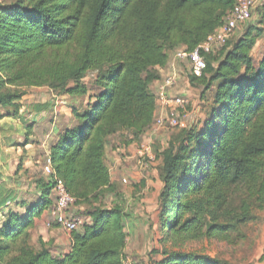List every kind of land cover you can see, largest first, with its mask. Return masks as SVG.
<instances>
[{"label":"trees","instance_id":"trees-1","mask_svg":"<svg viewBox=\"0 0 264 264\" xmlns=\"http://www.w3.org/2000/svg\"><path fill=\"white\" fill-rule=\"evenodd\" d=\"M235 2L0 3V123L23 120L28 89L88 99L85 108L73 107V126L51 147L54 173L35 179L34 202L18 201L0 171V264H122L128 214L106 163L111 139L141 142L156 120L152 87L163 80L160 69L181 48L192 52L207 41ZM260 10L257 24L248 25L252 17L240 36L203 54L201 77L190 73L192 87L202 95L212 91V105L203 123L173 133L161 155V233L152 254L162 259L152 264H227L190 247L231 243L264 211V56H253L264 33ZM89 73L96 74L94 92L84 83ZM25 121L5 135L9 148L29 145L34 125ZM23 130L24 143L10 141ZM56 179L89 219L62 256L54 255L51 241L33 240L36 221L53 206Z\"/></svg>","mask_w":264,"mask_h":264},{"label":"rangeland","instance_id":"rangeland-1","mask_svg":"<svg viewBox=\"0 0 264 264\" xmlns=\"http://www.w3.org/2000/svg\"><path fill=\"white\" fill-rule=\"evenodd\" d=\"M3 1L4 0H0V3ZM260 6H264V0H258L253 19L248 23V25L258 23V14L261 11ZM261 28H263L264 31V25ZM235 31H237V29ZM234 37H237V34ZM261 49L264 51V33L260 39V45L259 48H257L255 59L259 60L264 56ZM177 66H179V73L177 74L178 84L173 92L175 95L185 97L189 101L186 112L182 115L181 127L203 123L208 117V113L212 105L213 93L210 91L205 95H202V88H194L191 86L189 81L190 66L188 63H180ZM167 74L169 73L167 72ZM167 74H165L164 77L167 76ZM95 77V73H89L84 80V83L92 92H94L93 83ZM42 93L45 95L46 101H51L53 99L51 92L48 90L39 91L35 88L28 89L27 94L31 96V98L25 101V107L33 105V103L35 104L38 96ZM48 117L50 116H46V118ZM8 125H10V122L7 121L0 125V171L4 174L5 186L10 190H14V192L16 191V194L20 195L21 199L23 197L34 202L36 200L35 194L33 193L34 181L37 179V176L44 174V164L43 162L36 164L35 161H30L31 157L28 152L31 148L26 147L23 149L20 147H8L9 140L5 138V135L8 134L7 136H10L9 132L12 131V129H9ZM161 130L165 131V135H162L160 140H154L152 143V156L155 160L158 158L157 154H159V151H161L163 147H167L172 134L178 129L173 130L166 128ZM114 140H118V138ZM10 141H15L20 144L24 143L22 135L18 134L12 135ZM135 165L137 166V163ZM157 167L158 166H153L149 170L148 168L145 169V166L141 168L140 165L138 169H135L134 171L135 173H139V175H116L117 183L119 185L118 188L123 195L124 200L126 198V201L128 202L130 201V197L141 194V198L152 199V203L156 204L158 200L157 184L159 183V175L158 173L153 174L152 171L156 170ZM144 170L149 171L152 176H148L149 172L145 173ZM145 177L150 181V184L148 185V192H143L145 188L140 187V183ZM3 183L0 185L4 186ZM111 202L112 198L109 199V203ZM126 207H128V205H126ZM76 210L77 209L74 208L75 216L86 219L84 215L80 214V212H77ZM154 233L155 234L151 237L150 244L144 245L142 248H139L138 251L135 250L134 252L136 254L134 252L129 254L141 264H152V262L161 261L162 259V257L152 254V251L159 247L158 240L160 239L161 233L159 228V219L158 226ZM241 233L242 234L240 235H235V238L231 243L204 241L191 245L190 251L203 252L227 264H262L261 261L264 258V211H258L257 220L244 228ZM33 234L35 242H37L39 235L41 236L42 234L44 237L48 235L44 229L40 230L39 228L34 231ZM243 236L245 237L243 238Z\"/></svg>","mask_w":264,"mask_h":264},{"label":"crops","instance_id":"crops-1","mask_svg":"<svg viewBox=\"0 0 264 264\" xmlns=\"http://www.w3.org/2000/svg\"><path fill=\"white\" fill-rule=\"evenodd\" d=\"M245 28H246L245 25L238 27L237 31H235L234 33V36L236 34L237 37L240 36ZM259 45H260V41L253 50L254 57H256L255 54L257 52V48H259ZM180 50H184V49L181 48ZM261 50L263 51V49ZM173 57L174 55L171 56L169 63L164 69H160V72L163 77L165 74H167V72L169 74L173 71H176L177 74L179 73V66L177 65L180 63H176V65L173 67L172 65ZM158 86H159V82L155 83L152 87V90L154 91L155 94L158 90ZM35 89L39 91L48 90L49 92H51V96L53 97V99L51 101H46L45 95L42 93L38 96V99L35 101V104L33 103L34 106L29 105L25 107L24 105L25 101L31 98V96L27 94L22 100V104L24 106V112H25V114L23 115L24 116L23 120L22 121L17 120L13 124L10 123L8 127L9 129L14 127L16 130L19 128L23 129L24 125L22 123L25 120L28 122V124L34 125L31 131V136L29 140L30 142L29 145L27 146L28 148H31L30 151L28 152L31 157L30 161L32 162L35 161L36 164H40V162H43V164L45 165V159L47 155L50 153L51 147L57 142L59 136L66 129L71 128L75 122V119L73 118L72 115L73 107L81 106L85 108L86 104L88 103V99L84 100L80 98H71L66 95H56L55 93H53L52 91L46 88H35ZM45 115L50 117L46 118ZM161 116H162L161 112L160 113H158V111L155 112V119H158ZM5 121L9 122L8 119H5L3 122L0 123V125L4 124ZM154 123L150 127L149 131H147L146 134L142 137L141 142H130L129 140L132 139L131 136L124 137V139L129 142L122 141L119 137H115L111 139L110 145L108 146L107 149L106 163L109 168L111 174V180L113 183H116L118 185L116 175L119 174L122 176L124 174L139 175V173H135L134 171L135 169H138V167L141 165L139 163L140 146L143 143H147V142L148 144L152 145L154 140H160L162 138V135H165V131L154 126ZM24 132L25 130H23L18 135H22L25 142V137L23 134ZM117 138L118 140H114ZM167 147L165 148L163 147L161 151H159V154H157L158 157L157 160L155 159L147 160V162L144 165H141V168L145 166V169L148 168L150 170V168H152L153 166H158L156 170L152 171V173L153 174L158 173L159 175L158 168L162 163L161 155L167 149ZM136 163L138 167L135 165ZM144 171L145 173L149 172L146 170ZM41 176L42 175H39L37 176V178ZM148 176H152V174L149 172ZM149 184L150 181L146 177L143 179V181H141L140 187L145 188L143 192L146 191L148 192ZM157 188H158L157 189L158 200L156 204L152 203L153 202L152 199L141 198L140 197L141 194H138L134 197H130V201L128 202L126 201V198L124 200L123 197L124 209L128 214V220L125 229L127 233V247L125 249L126 255L131 254L135 250L138 251L139 248H142L144 245L151 243V237L152 235L155 234L154 232L158 226L159 197L163 188V183L161 182L160 177H159V183L157 184ZM33 193L35 194V198L37 199L38 196L36 194L35 188L33 190ZM17 200L25 201L28 204L32 203V200H28L23 197L21 199L20 195H17ZM126 205H128V207H126ZM17 209L19 211H22L20 208ZM76 211L80 212V214L83 213V211H79L78 209ZM2 213L3 211L0 210V220L2 219ZM72 213L75 215L74 209ZM87 221H89L88 218ZM38 228L40 230L44 229L48 234L45 237L41 234V236L39 235V237H42L45 241H51L53 243L54 255L62 256L70 251L71 243H72V239H71L72 234L65 232L60 226L58 227L57 224L54 223L49 212L45 213L41 219H38L36 221V227L34 231H36ZM33 240H34V236H33Z\"/></svg>","mask_w":264,"mask_h":264},{"label":"built area","instance_id":"built-area-1","mask_svg":"<svg viewBox=\"0 0 264 264\" xmlns=\"http://www.w3.org/2000/svg\"><path fill=\"white\" fill-rule=\"evenodd\" d=\"M258 0H236L234 7L229 11L225 18L223 26L212 34L207 41L201 44L192 52L180 50L175 52L172 65L176 63H188L191 75L201 77L206 69V61L203 54L214 52L220 49L234 36L235 30L246 25L253 17V13L257 8ZM178 84V75L176 71L171 72L163 78L159 83L156 92L158 113L162 116L156 119L154 126L160 129L181 128L182 115L186 112L189 101L187 98L174 94V89ZM156 111V112H157ZM140 164L144 165L147 160H153L152 145L143 143L140 148ZM54 173L52 168V160L48 154L45 159L44 175L50 176ZM54 203L48 211L54 223L58 224L65 232L72 234L79 231L87 222V219L77 217L72 212L75 208L76 200L68 193L64 183L56 179L53 190ZM9 206L11 203L8 204ZM122 264H141L132 256L126 255L122 260Z\"/></svg>","mask_w":264,"mask_h":264}]
</instances>
